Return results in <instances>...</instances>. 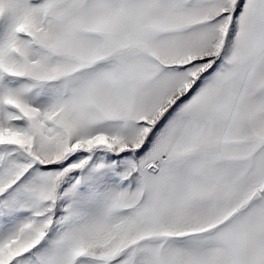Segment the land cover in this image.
I'll return each instance as SVG.
<instances>
[{
  "label": "rangeland",
  "instance_id": "374dc122",
  "mask_svg": "<svg viewBox=\"0 0 264 264\" xmlns=\"http://www.w3.org/2000/svg\"><path fill=\"white\" fill-rule=\"evenodd\" d=\"M0 264H264V0H0Z\"/></svg>",
  "mask_w": 264,
  "mask_h": 264
},
{
  "label": "water",
  "instance_id": "95a60500",
  "mask_svg": "<svg viewBox=\"0 0 264 264\" xmlns=\"http://www.w3.org/2000/svg\"><path fill=\"white\" fill-rule=\"evenodd\" d=\"M259 197H260V195H259V193L257 192V193H255V194L252 196V199L255 200V199L259 198Z\"/></svg>",
  "mask_w": 264,
  "mask_h": 264
}]
</instances>
